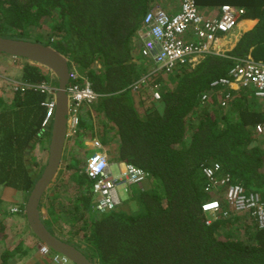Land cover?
<instances>
[{
	"label": "trees",
	"instance_id": "obj_1",
	"mask_svg": "<svg viewBox=\"0 0 264 264\" xmlns=\"http://www.w3.org/2000/svg\"><path fill=\"white\" fill-rule=\"evenodd\" d=\"M194 1L205 18L218 17L219 7L230 4L243 8L241 17L256 20L224 53H207L193 65L160 68L138 82L151 61L141 54L143 16L166 0H0V36L51 45L78 74L67 86L86 78L97 93L82 105L75 131L65 140L64 168L38 204L48 230L93 264H264V226L258 227L246 211L222 216L226 186H212L202 171L217 162L214 179L227 176L257 192L264 203V134L255 130L264 122V100L251 87H240L221 104L210 87L239 58L250 54L264 61V0ZM43 17L49 22L46 37L32 34ZM10 62L19 73L10 94L0 93V264H12L39 242L24 213L35 179L25 166V150L32 141L27 159L38 175L45 162L34 152L37 145L47 152L43 102L52 94L36 85H57L41 65L13 55ZM155 82L159 99L150 91ZM84 138H96L109 161L129 162L146 173L114 208L93 206L94 178L84 170L90 152ZM7 190L22 198L13 199ZM212 199L220 207L206 223L201 205ZM13 215L19 224L8 223ZM55 253L45 254V264H56Z\"/></svg>",
	"mask_w": 264,
	"mask_h": 264
},
{
	"label": "built area",
	"instance_id": "obj_2",
	"mask_svg": "<svg viewBox=\"0 0 264 264\" xmlns=\"http://www.w3.org/2000/svg\"><path fill=\"white\" fill-rule=\"evenodd\" d=\"M243 8L230 4L219 7V16L205 18L197 8L194 0H177L176 7L172 4L163 7L160 3L150 8L143 16L138 36L141 39V52L149 56L157 64L155 69L165 68L171 70L177 65L196 63L199 58L207 53L222 54L228 48V40L224 39L241 19ZM152 73V72H148ZM78 74L70 71L69 79ZM146 75L138 78V82L146 80ZM52 94V98L43 102L46 114L43 125L47 123L54 106L53 87L49 82L36 85ZM152 96L159 99L156 83L153 85ZM212 92L216 93L221 104L230 98V90L240 87H251L255 96L264 100V61L255 60L250 54L237 59L229 69L227 76H220L210 82ZM68 98V113L66 134L70 136L76 128L82 105H89L97 93L91 88L85 78L83 84L73 83L66 86ZM207 94L202 95V99ZM255 130L264 134V122L257 123ZM83 145L89 148V153L84 159V170L94 178L92 184V202L95 209L102 211L116 207L120 202L117 186L124 185V189L131 184H139L145 179L144 170L129 162H118V172L111 170V163L107 160L106 153L96 138H84ZM88 145V146H87ZM219 168L214 162L211 166H203V173L212 179V186L218 183L225 184V207L222 216H229L234 212L246 211L253 218L258 227L264 226V203L255 191H246L239 182H229L228 177L214 179L213 172ZM217 189V188H215ZM202 209L206 214V222L217 217L220 201L212 199L204 202ZM38 252L48 254L50 248L44 243L38 245ZM56 264H67L68 259L59 253L51 258Z\"/></svg>",
	"mask_w": 264,
	"mask_h": 264
},
{
	"label": "water",
	"instance_id": "obj_3",
	"mask_svg": "<svg viewBox=\"0 0 264 264\" xmlns=\"http://www.w3.org/2000/svg\"><path fill=\"white\" fill-rule=\"evenodd\" d=\"M253 20V19H248ZM255 20L250 24H254ZM0 52L22 57L48 69L57 79L54 92V106L45 129H49L47 156L43 168L36 175L30 170L27 159L29 142L25 150L24 163L35 178L24 202V213L27 224L34 235L52 250L64 255L73 264H93L91 260L70 241L59 238L51 233L39 216L38 204L44 190L48 188L57 173L66 137V122L68 113V98L66 86L69 81V66L67 58L49 44L26 39L0 36ZM1 188V185H0Z\"/></svg>",
	"mask_w": 264,
	"mask_h": 264
},
{
	"label": "rangeland",
	"instance_id": "obj_4",
	"mask_svg": "<svg viewBox=\"0 0 264 264\" xmlns=\"http://www.w3.org/2000/svg\"><path fill=\"white\" fill-rule=\"evenodd\" d=\"M166 1L169 2L170 0H166ZM171 1L173 2L174 0H171ZM164 3L161 4L163 7H164ZM48 23L49 22H48L47 18L43 17L41 19V26L40 27H32L31 33L32 34H34V33L43 34L44 37H46V34H47L46 32L48 30V26H47ZM234 35L237 37L239 36V27H234V29L231 32L226 34V36L228 37L229 40H233ZM10 58H11V55L4 54V53L0 52V61H1V66H0V71H1L0 72V93H2L3 96L10 94L9 89L13 86L12 85V83L14 81L13 76H15L17 73H19V72H17V71H19V66L13 65L10 62ZM149 65L151 67L153 65V63L150 61ZM41 141H42V139H41ZM66 145H67V141L64 143V156L66 155V152H67ZM72 150L76 151L73 147H72ZM81 152L83 153V151H81ZM34 153H35L36 157L38 159H40V162H42V163L45 162L46 156H47V152L45 151V149H43L42 147H39L37 145ZM85 154H86V152H85ZM63 162L64 161H63V154H62V158H61V161H60V164L58 167V171H57L55 176L59 175L61 170H63V168H64ZM110 167H111L112 172H114V173L118 172V167H117L115 162H112ZM68 173H69V171L66 170V175H68V177H69ZM143 181L141 182V184L143 183ZM132 185H135V184H132ZM117 192H118V195L121 199H124L127 197V192H125V190H124V185L117 186ZM7 194L9 196H12L13 199L20 200L22 198L21 194L17 191L7 190ZM14 207H16V205ZM41 211L44 212L43 210H41ZM10 220H11V222L14 221L18 224L21 222V221H18L16 215H13L11 217V219H9V221H8L9 224H11ZM37 250H38L37 249V243H35V245L31 246V248L28 250V254L31 255V257L36 258L37 256H39ZM39 257H40V259L46 258V256H39ZM12 264H25V263H23V262L21 263L20 260L17 263V260H14ZM47 264H50V263L48 262ZM68 264H73V263L71 261H68Z\"/></svg>",
	"mask_w": 264,
	"mask_h": 264
},
{
	"label": "crops",
	"instance_id": "obj_5",
	"mask_svg": "<svg viewBox=\"0 0 264 264\" xmlns=\"http://www.w3.org/2000/svg\"><path fill=\"white\" fill-rule=\"evenodd\" d=\"M176 1H177V0H174L173 2H172L171 0H170L169 2L166 1V2L164 3V7L169 6V4H172V6L175 8V7H176V4H177ZM248 19H250V18H244V19H242L240 22H238L237 26L239 27V34H240L244 29L250 27V24L253 22V20H250L251 22H250V24H248V22H247V21H249ZM236 37H237V36L234 35L233 40H231V45L235 42ZM8 71H9V70H8ZM87 146H88V145H87ZM66 150H67V152H66V155L64 156V146H63V151H62L63 159L66 158L67 155H68V151H69V149H67V147H66ZM54 180H55V178H54ZM50 185H51V184H50ZM13 191H15V190H13ZM37 246H38V242H37ZM37 251H38V250H37ZM38 255H39V256H45V254H41V253H39V252H38ZM39 256H37L36 258H33V257H31V255L27 254V255L22 256L20 259H17V263H18V261L20 260L21 263L23 262V263H25V264H45L46 258L40 259ZM32 259H33V260H32ZM53 264H54V263H53Z\"/></svg>",
	"mask_w": 264,
	"mask_h": 264
},
{
	"label": "clouds",
	"instance_id": "obj_6",
	"mask_svg": "<svg viewBox=\"0 0 264 264\" xmlns=\"http://www.w3.org/2000/svg\"><path fill=\"white\" fill-rule=\"evenodd\" d=\"M242 19H244V18L241 17V19H240L238 22H240ZM250 19L256 20V19H254V18H250ZM237 24H238V23H237ZM235 27H238V26L236 25ZM233 29H234V28H233ZM233 29H232V30H233ZM246 29H248V28H246ZM246 29H244V30H246ZM232 30H231V31H232ZM244 30H243V31H244ZM231 31H230V32H231ZM239 35H240V34H239ZM139 38H140V37H139ZM237 38H238V37H236V39H237ZM224 39H227L228 42H229V43H228V48H230V47L234 44V43H233V44L231 45V40L228 39V37L226 36V34H225V38H224ZM140 40H141V39H140ZM141 46H142V42H141ZM228 48H227V49H228ZM141 54H142V52H141ZM142 55H143V54H142ZM144 56H145V55H144ZM147 57H149V56H147ZM149 60H151V62L153 63V65L150 67V65H149V63H148L149 70H147V72L144 74V75H146V76L150 74V73H148V72H152V71L154 70V68L157 66V64L154 63V62L152 61V59H149ZM155 70H158V69H155ZM144 75H142V76H144ZM146 76H145V77H146ZM145 81H146V80H145ZM155 83H156V82H155ZM151 84H152V83H151ZM153 85H154V83L152 84V87H151V90H150V91H151V94H152V89L154 88ZM156 85H157V83H156ZM156 87H157V86H156ZM153 98H154V97H153ZM81 111H82V109H81ZM67 137H68V136H67V134H66L65 140L67 139ZM64 143H65V142H64ZM88 149H89V148H88ZM102 149H103V148H102ZM103 150H104V149H103ZM104 152H105V150H104ZM105 153H106V152H105ZM106 156H107V155H106ZM61 158H62V155H61ZM107 160H108V159H107ZM108 161H109V160H108ZM109 162L112 163V161H109ZM114 162L117 164L118 162H125V161H114ZM57 171H58V170H57ZM55 177H56V176H55ZM139 184H141V182H140ZM139 184H138V185H139ZM131 185H132V184H131ZM124 190H125V192H127L128 187H127V189H124ZM120 200H121V198H120ZM119 203H120V202H119ZM201 207H202V206H201ZM202 210H203V209H202ZM204 213H205V212H204ZM213 219H214V218H213ZM213 219H212V220H213ZM205 220H206V218H205ZM210 222H211V221H210ZM210 222H208V223H210ZM206 223H207V222H206ZM40 243H42V242L39 241V242H38V245H39ZM45 245H46V244H45ZM49 248H50V247H49ZM37 249H38V246H37ZM50 250H51V249H50ZM57 253H58V252H57ZM59 254H60V253H59ZM68 261H69V260H68ZM67 264H68V262H67Z\"/></svg>",
	"mask_w": 264,
	"mask_h": 264
},
{
	"label": "bare ground",
	"instance_id": "obj_7",
	"mask_svg": "<svg viewBox=\"0 0 264 264\" xmlns=\"http://www.w3.org/2000/svg\"><path fill=\"white\" fill-rule=\"evenodd\" d=\"M247 22H248V24H250L251 21L249 20V21H247Z\"/></svg>",
	"mask_w": 264,
	"mask_h": 264
}]
</instances>
